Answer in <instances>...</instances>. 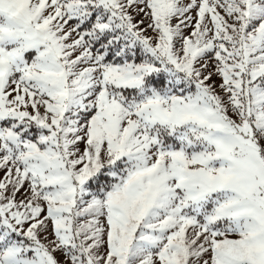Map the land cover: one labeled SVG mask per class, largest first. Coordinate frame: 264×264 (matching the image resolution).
Masks as SVG:
<instances>
[{"label":"snow or ice","instance_id":"1","mask_svg":"<svg viewBox=\"0 0 264 264\" xmlns=\"http://www.w3.org/2000/svg\"><path fill=\"white\" fill-rule=\"evenodd\" d=\"M0 264H264V0H0Z\"/></svg>","mask_w":264,"mask_h":264}]
</instances>
